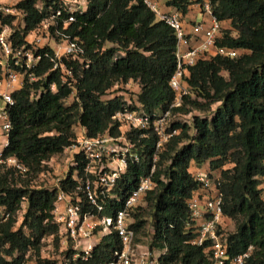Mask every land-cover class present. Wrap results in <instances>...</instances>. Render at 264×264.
I'll use <instances>...</instances> for the list:
<instances>
[{"label": "trees", "instance_id": "1", "mask_svg": "<svg viewBox=\"0 0 264 264\" xmlns=\"http://www.w3.org/2000/svg\"><path fill=\"white\" fill-rule=\"evenodd\" d=\"M35 1L22 3L27 11L25 33L45 16V9L40 12ZM203 1L168 0L167 4L183 16L191 4ZM210 3L216 18L228 24L216 46L241 54L231 58L215 51L189 67L186 82L191 94L184 97L181 107L172 109V115L188 114L193 109L208 112L213 104L219 105L210 115H195L191 124L173 123L179 133L159 154L154 173L158 185L145 199L149 210L139 207L133 213L136 221L132 227L136 241L144 239L152 250L161 251V264H212L203 247L189 242L194 234L188 200L200 186L191 166L209 162L212 170H219L232 162L233 167L221 172L224 213L236 224L228 235V254L237 255L253 245L249 263L264 264V0ZM67 32L84 42L85 60L90 65L85 68L83 63L73 62L79 79L76 98L69 99L72 90L62 85L48 59H43L36 70L38 75L49 71L47 80L34 83L35 89L44 86L40 97L30 99L28 84L14 93L16 102L10 111L13 129L6 154L17 157L29 171L26 175L11 168L0 172V206L11 212L0 228V264H22L32 259L51 264L40 258L43 239L54 235L57 243L59 225L52 211L58 188H35L29 177L19 186L21 177L16 173L31 176L46 169L55 154L74 144L77 125L89 137L106 132L118 135L117 113L141 108L149 114L162 113L170 109L176 97L170 80L178 65L177 34L173 27L156 19L144 0H88L87 10L76 15ZM14 39L15 44H21L24 35L17 29ZM109 42L113 46H105ZM129 80L141 85L131 103L123 94L112 95L117 83ZM52 82L58 85L55 92L49 90ZM129 136L141 159L130 164L118 182L114 191L121 199L109 200L108 211L112 213L122 208L124 198L153 166L157 135L151 129H135ZM76 159L61 182V187L71 193L78 183L72 177L74 169H80L82 176L85 164L81 154ZM23 203V220L15 229L17 210ZM120 248V238L113 233L98 246L94 260L109 261Z\"/></svg>", "mask_w": 264, "mask_h": 264}, {"label": "built area", "instance_id": "2", "mask_svg": "<svg viewBox=\"0 0 264 264\" xmlns=\"http://www.w3.org/2000/svg\"><path fill=\"white\" fill-rule=\"evenodd\" d=\"M24 1L0 0V172L11 168L26 175L29 168L17 157L6 154L13 129L10 111L16 102L14 93L28 84L31 85L30 99H38L44 86L35 89L34 83L47 80L49 71L38 75L36 70L43 59H48L52 63V71L58 72L62 85L72 90L69 99H75L79 79L73 62L83 63L85 68L90 65L85 60L84 42L67 32L76 15L87 10L88 0H36L34 6L40 12L45 9V16L26 33L27 11L22 6ZM144 1L155 12L156 19L166 22L177 34L178 65L170 80L176 92L175 100L169 110L158 114H149L142 108L119 112L114 118L120 122V134L106 132L89 137L83 129L74 144L66 148L65 151L73 152L71 165L77 163L78 154L82 155L85 164L82 176L78 168L72 174L78 181L74 193L61 187L68 172L56 183L58 192L52 212L54 221L59 225L57 243L54 235L45 237L40 256L51 264H161V251L152 250L149 244L136 241L132 225L136 221L133 213L144 206L146 196L158 185L154 173L159 154L171 138L179 133L178 129L173 128V123L178 120L191 124L193 121V118H186L187 114H179V117L172 115V109L181 107L184 97L191 94L186 82L190 66L200 59L209 58L215 51L231 58L241 54L238 50L216 46L224 26L214 15L210 0L200 3L206 18L194 23V35L185 31L179 11L165 13L156 0ZM17 29L24 35L21 44H15ZM117 84L131 86L138 82L129 80ZM57 89L56 82L49 84L50 91L55 92ZM136 92L139 93L138 90ZM128 102L131 103L132 99H128ZM135 129H151L157 135L153 166L150 173L142 176L138 185L124 198L122 208L112 213L108 211L111 207L109 200L121 199L114 191L118 182L130 164L139 163L141 159L136 143L129 136ZM191 173L200 186L188 200L190 227L194 234L189 242L203 247L212 264H250L253 245L237 255L228 254L227 220L231 219L223 209L221 172L203 165H193ZM261 188L264 190V181ZM22 205L17 210L15 229L19 228V220L22 222L26 210V203ZM10 217L11 212L0 206V228ZM113 233L120 238L121 248L114 252L109 261H95L96 249ZM22 264L39 263L32 259Z\"/></svg>", "mask_w": 264, "mask_h": 264}, {"label": "rangeland", "instance_id": "3", "mask_svg": "<svg viewBox=\"0 0 264 264\" xmlns=\"http://www.w3.org/2000/svg\"><path fill=\"white\" fill-rule=\"evenodd\" d=\"M178 11V10H177ZM225 29V28H223ZM107 47L113 46V43H106ZM138 82V81H135ZM138 89V92L141 90V85L138 82V84L127 86L126 84H116L114 88L112 89L113 93L112 95H124V97H127L128 99L134 98V96L137 95V92L135 91ZM196 95H193L192 99H195ZM201 101L205 102L202 98H200ZM218 102L213 104L211 107V111H201L197 109H193L192 112L188 113L186 118L192 119L195 115H201L202 117H205L207 115H210L213 109H215L218 106ZM190 107V106H189ZM179 117V116H177ZM184 118V117H183ZM76 132L78 133V136L82 135L83 128L79 125L75 127ZM73 152L64 151L59 154H55L48 162H47V168L43 171L32 174L31 176H21L19 173H16V176L21 177V182H19L17 185H21V183L24 182V180H28V177L31 179V185L36 188H52L56 186V183L58 179L62 178L66 173L69 171L68 168L71 165V155ZM209 163V162H206ZM234 166V163L229 162L227 163L223 168H220L219 171L221 172L223 169L231 168ZM146 206V207H145ZM147 210V203L144 204V206ZM148 212V211H147ZM147 215V213H146ZM22 222L19 220V225H21ZM227 226L228 231L231 232L236 229L235 221L227 220ZM141 242H146L144 239L141 240Z\"/></svg>", "mask_w": 264, "mask_h": 264}, {"label": "crops", "instance_id": "4", "mask_svg": "<svg viewBox=\"0 0 264 264\" xmlns=\"http://www.w3.org/2000/svg\"><path fill=\"white\" fill-rule=\"evenodd\" d=\"M156 1H157L158 6L162 12L170 13V12H174L177 10L175 7L167 4L168 0H156ZM205 18H206V16L203 13V10L201 8L200 3L191 4L189 6V11L185 15L182 16L183 26H184L185 31L188 34L194 35L193 34L194 33V23L196 21H201ZM223 26H224V28H228L227 23H224ZM137 90L138 89H136L135 91H137ZM194 165H196V164H194ZM192 167H193V165L191 166V169H192ZM203 167H205V168L209 167L210 168V165H209V163L208 164L205 163V164H203Z\"/></svg>", "mask_w": 264, "mask_h": 264}, {"label": "clouds", "instance_id": "5", "mask_svg": "<svg viewBox=\"0 0 264 264\" xmlns=\"http://www.w3.org/2000/svg\"><path fill=\"white\" fill-rule=\"evenodd\" d=\"M208 164V163H207ZM198 166H202V165H198ZM222 172V171H221Z\"/></svg>", "mask_w": 264, "mask_h": 264}]
</instances>
